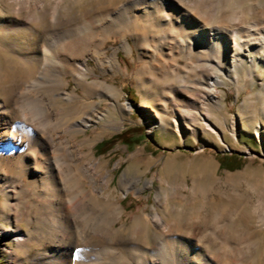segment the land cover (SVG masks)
<instances>
[{
    "label": "bare ground",
    "instance_id": "bare-ground-1",
    "mask_svg": "<svg viewBox=\"0 0 264 264\" xmlns=\"http://www.w3.org/2000/svg\"><path fill=\"white\" fill-rule=\"evenodd\" d=\"M59 22L54 15L55 29ZM71 29L80 33L65 35ZM111 30H116L114 33L119 35L120 47L128 51L130 38L139 59L145 61L136 72L144 102L138 110L151 137H155L156 127L169 138H163L167 144L174 139L184 140L186 132L194 137L200 135L203 141L212 138L218 143L228 142L227 135L234 139L237 136L228 124L216 126L212 122V108L222 105L216 85L224 80L216 75L206 82L209 89L199 88L210 74L202 64L195 65L196 75H190L186 72L190 65L187 58L195 56L198 61L200 58L202 63L215 64L219 68L225 64L226 69H221L229 79L238 83L237 93H240L246 76L264 74V30L261 33L248 26L227 25L211 28L182 8L179 0H132L113 12L97 14L92 20L86 19L62 31H52L42 49L9 39L5 31L0 33V47L8 49L23 66L32 69L22 88L11 96H0V194L4 197L0 203V221L11 219L15 224L13 228L0 227V240L13 238L16 241V248L6 249V252H20L24 257L33 251L35 243L53 239L55 243L48 247L44 264H71L76 248L103 245L113 236L117 243L91 251L97 254L111 248L117 264H248L256 243L247 245L243 253L238 244L227 243L225 239L218 243L219 236L204 235L202 241L192 239L211 226H206L195 237L185 231L173 232L172 221L158 212L145 214L128 235L144 233L147 237H158L159 242L153 248L127 243L130 241L125 240L124 230L110 226V220L119 218L122 210L107 193L110 178L99 176L97 162L83 161V145L79 146L78 141L73 144L71 140L75 137L72 132L95 120L103 119L110 126V112L98 111L99 102L94 100L95 96L110 101L111 95L122 117L131 111L129 102L119 101V89L112 88L107 80L89 78L95 67L101 71L119 69L116 48H112V54L105 48ZM182 54L185 55L183 60L180 59ZM90 59L95 67L89 63ZM47 65L59 77L50 89H35ZM148 69L154 72V82L149 83L144 76ZM68 76L76 87L83 90V95L75 87L69 89ZM172 84L175 85L169 86ZM188 92L198 93L203 100L200 103L204 113L200 117L186 108L194 100ZM169 102L175 107L176 116L172 119L162 116L169 113ZM251 110L250 106L240 109L241 121ZM261 127H264V121L255 125L242 124L249 136H256L260 141L258 130ZM61 132L72 134L71 139L54 136ZM32 189L36 198L33 200L36 210L32 211L35 218H31L29 212L25 220H21L19 214L23 203L20 195ZM12 199H15L13 204L10 203ZM89 207L102 214L93 219L90 227L81 228V236H78L76 228ZM38 209L44 213V220L39 217ZM112 210H116V215H112ZM33 221L35 224L27 231L18 226L22 222L28 226ZM36 230L37 233H33ZM40 253L46 254V251ZM22 263L23 260L15 262Z\"/></svg>",
    "mask_w": 264,
    "mask_h": 264
},
{
    "label": "rangeland",
    "instance_id": "rangeland-1",
    "mask_svg": "<svg viewBox=\"0 0 264 264\" xmlns=\"http://www.w3.org/2000/svg\"><path fill=\"white\" fill-rule=\"evenodd\" d=\"M131 1L0 0V33L5 31L9 39L18 40L20 44L30 43L42 49L52 31H62L86 19L92 20V17L97 14L113 12L119 6ZM179 1L182 8L211 28L227 25L229 27L248 26L252 27L253 31H261V33L264 30V0ZM54 15H57L60 20L56 29L53 27ZM107 15L105 16L109 23L110 16ZM115 31H110V38L105 41V48L110 54L113 53L112 48H116L115 57L119 69L101 71L90 59L89 63L95 67V70L91 72L89 78L107 80L112 88L119 89V101L129 102L131 111L125 112L122 117L111 95L110 101L95 96L94 100L99 102L98 111L110 112V126H107L108 123L103 119L95 120L85 127L78 128L77 132H72L75 137L71 140L73 144L78 141L79 146L83 145L81 149L83 161L97 162L99 176L110 178L107 193L110 195V200L115 201V205H119L118 207L122 209L119 218L110 220V226L113 229L124 230L125 240L130 241L127 243L153 248L159 242L158 237L153 235L147 237L144 233L128 234L142 216L158 212L172 221L173 232L185 231L190 236L197 237L196 235L206 226H211L202 232V235L200 233V237L192 238L194 240L202 241L204 235L212 238L219 236L218 243L225 239L227 243L238 244L243 253L247 245L256 243L252 247V256L248 259V264H264V127L258 130L262 141L256 136H249L245 128L242 129L243 123L255 125L264 121V90L262 89L264 74H258L255 77H253L254 74L246 76L239 89L240 93H237L238 83L229 79L225 70L221 69H226L225 64L222 63L219 68L215 64L202 63L200 58L198 61L195 56V58H187L190 65L186 67V72L190 75H196L195 65L202 66V64H205L204 67L210 74V78L204 80L205 84L198 86L199 88L209 89L210 85H206V82L216 75L224 80V83L216 85L218 96L222 98V105L219 108H212L211 114L214 117L212 122L216 126L228 124L237 136L234 139L227 135L228 142L218 143L212 138L203 141L200 135L194 137L186 132L184 140L174 139L167 144L163 138L168 137L160 128H155L154 138L149 135L138 110L139 105L144 102L138 87L136 72L145 61L139 59L136 47L130 38V50L121 48L119 35L114 33ZM72 32L80 33L76 29H71L65 35ZM255 36L259 37V35ZM184 56L182 54L180 59L183 60ZM146 63L151 62L146 61ZM31 70L30 66H23L8 49L0 47V96H11L22 88L28 81L25 82ZM260 72L259 69L258 73ZM144 76L149 83L154 82L152 70L148 69ZM57 77L59 76L55 75L47 65L42 80L35 89H50ZM67 78L69 89L75 87L83 95V90L76 87L69 76ZM189 95H193L194 100L188 103L186 108L200 117L204 113L203 105L200 103L203 100L199 98L198 93L188 92ZM107 103H110V106ZM243 106H250L252 110L249 115H246V119L241 121L239 112ZM173 108L175 107L169 102V113L162 116L172 119L176 116ZM141 132L145 135H139ZM120 133L130 145L122 139L114 138ZM72 134L61 132L54 136L71 139ZM110 139H112L111 142ZM103 141L105 142L101 145ZM56 142H59L58 138ZM231 153L241 157V167L232 170L220 168L219 156L227 157ZM23 180L27 182L28 179L24 177ZM33 193L32 189L20 195L23 203L19 214L21 220H25L29 212L31 218L32 216L35 218L32 211L36 210L33 201L36 198ZM3 200L4 197L0 194V203ZM14 202L15 199L10 200L11 204ZM39 211V217L44 220V213L42 210ZM111 212L112 215H116V210ZM101 214L100 210L89 207L82 223L76 228V234L81 236V228L90 227L93 219L100 218ZM34 221L28 226L24 222L19 223L18 226L27 231L32 229ZM216 221L218 222L215 223ZM1 226L8 229L15 227V224L11 219L10 221L1 220ZM109 241L103 245L76 248L71 264H117L118 260L115 259L111 248L99 251L97 254L91 251L117 243L113 236ZM54 243L53 239L40 243L41 246L35 243L33 251L23 257L20 252L13 251L14 255L6 252V249L16 248L15 239H1L0 264H15L19 260H23L22 264H44L48 247ZM121 250L126 252L125 249ZM42 251H46V254L40 253Z\"/></svg>",
    "mask_w": 264,
    "mask_h": 264
},
{
    "label": "trees",
    "instance_id": "trees-1",
    "mask_svg": "<svg viewBox=\"0 0 264 264\" xmlns=\"http://www.w3.org/2000/svg\"><path fill=\"white\" fill-rule=\"evenodd\" d=\"M139 135H145L143 134V132H141V134ZM114 138L117 139H122L124 140L128 145H130L129 142H127L125 139H123V134H117L114 136ZM112 141V139H110V142ZM105 141L101 142L100 144L102 145ZM226 156V155H225ZM225 156H219V161H220V168L222 169H236V168H240L242 165L241 162V157L236 154V153H231L229 155H227V157Z\"/></svg>",
    "mask_w": 264,
    "mask_h": 264
}]
</instances>
